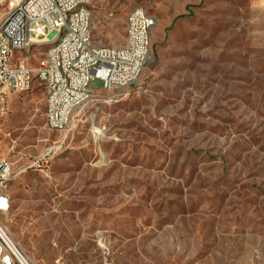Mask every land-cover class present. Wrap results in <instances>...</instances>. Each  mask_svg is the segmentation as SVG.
I'll return each instance as SVG.
<instances>
[{
	"label": "rangeland",
	"instance_id": "rangeland-1",
	"mask_svg": "<svg viewBox=\"0 0 264 264\" xmlns=\"http://www.w3.org/2000/svg\"><path fill=\"white\" fill-rule=\"evenodd\" d=\"M141 7L150 62L130 86L92 81L67 130L39 80L11 95L0 222L34 264H264V0H92L93 46L125 45Z\"/></svg>",
	"mask_w": 264,
	"mask_h": 264
},
{
	"label": "built area",
	"instance_id": "built-area-1",
	"mask_svg": "<svg viewBox=\"0 0 264 264\" xmlns=\"http://www.w3.org/2000/svg\"><path fill=\"white\" fill-rule=\"evenodd\" d=\"M92 0H0V118L9 110L13 93L30 92L36 80L47 92L46 125L52 131L67 130L74 112L92 96L78 95V84L98 80L111 90L134 84L150 62L148 31L153 16L135 9L127 19L125 45L94 47ZM9 32V39H2ZM51 42L39 66L14 62L13 53L39 40ZM93 52V59H86ZM97 64V71L82 73V66ZM69 76H85V83L69 84ZM13 164L0 160V216L10 210L8 188L15 179ZM0 264H34L0 222Z\"/></svg>",
	"mask_w": 264,
	"mask_h": 264
},
{
	"label": "bare ground",
	"instance_id": "bare-ground-1",
	"mask_svg": "<svg viewBox=\"0 0 264 264\" xmlns=\"http://www.w3.org/2000/svg\"><path fill=\"white\" fill-rule=\"evenodd\" d=\"M155 18L153 17L151 30L148 31V46L149 54L151 49V35L152 30L155 26ZM2 39H9V32H2ZM86 59H93V52H86ZM89 71H97V64H86L82 66V73H89ZM85 83V76H69V84ZM77 94L78 95H87L92 96V91L90 89V84H78L77 85Z\"/></svg>",
	"mask_w": 264,
	"mask_h": 264
}]
</instances>
